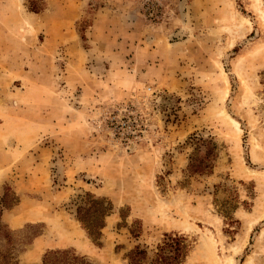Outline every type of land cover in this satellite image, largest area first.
I'll return each mask as SVG.
<instances>
[{
    "label": "rangeland",
    "instance_id": "374dc122",
    "mask_svg": "<svg viewBox=\"0 0 264 264\" xmlns=\"http://www.w3.org/2000/svg\"><path fill=\"white\" fill-rule=\"evenodd\" d=\"M0 212V264H264V0H0Z\"/></svg>",
    "mask_w": 264,
    "mask_h": 264
},
{
    "label": "trees",
    "instance_id": "16d2710c",
    "mask_svg": "<svg viewBox=\"0 0 264 264\" xmlns=\"http://www.w3.org/2000/svg\"><path fill=\"white\" fill-rule=\"evenodd\" d=\"M102 203L103 200L93 201V212L84 211L80 208L77 210V220L85 229L88 237L94 242L100 239V230L103 227L102 221L110 211L109 204L104 207ZM99 219H102V221L98 222ZM91 220L94 222L91 223ZM186 241L184 236L165 234L151 257L148 256L145 249L139 246L130 250L125 257L128 264H183L188 252ZM42 264H84V262L82 258L69 251H50L43 257Z\"/></svg>",
    "mask_w": 264,
    "mask_h": 264
},
{
    "label": "built area",
    "instance_id": "2783aa9c",
    "mask_svg": "<svg viewBox=\"0 0 264 264\" xmlns=\"http://www.w3.org/2000/svg\"><path fill=\"white\" fill-rule=\"evenodd\" d=\"M147 91H150L151 95L153 94L150 88H148ZM135 113L136 112H133V110L129 109L128 111L126 108L116 109L109 114L107 113L104 117V122L109 133L113 134L116 138H125V140H128V138L137 139L139 134L142 135L145 131L140 129L141 119L138 114ZM129 143L130 142H128V144Z\"/></svg>",
    "mask_w": 264,
    "mask_h": 264
}]
</instances>
